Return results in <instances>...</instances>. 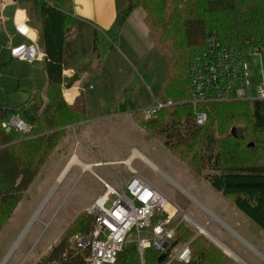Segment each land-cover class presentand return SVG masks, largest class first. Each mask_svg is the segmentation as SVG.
Wrapping results in <instances>:
<instances>
[{
	"label": "trees",
	"instance_id": "1",
	"mask_svg": "<svg viewBox=\"0 0 264 264\" xmlns=\"http://www.w3.org/2000/svg\"><path fill=\"white\" fill-rule=\"evenodd\" d=\"M32 2L33 19L27 23L36 29V43L44 54L34 62H40L45 71V101L37 92L26 100L39 112L33 119L21 115L25 102L18 109L0 104V230L66 126L84 119L82 112L63 99L62 70L78 55L105 58L121 41L130 13L141 7L153 49L167 68L154 100L173 102L154 119L142 120V126L159 135L163 144L192 168L206 171L203 177L210 186L222 196H230L233 205L264 232V101L189 102V66L202 49L205 35L214 32L223 46L243 50L264 40V0H125L124 9L117 12L105 32L87 28L43 0ZM127 101L124 97L120 106ZM199 113L205 115L202 124L196 123ZM11 114L30 123L31 132H5L1 122ZM93 222L90 213L78 214L36 264H85L86 252L81 253L72 238L89 234ZM187 241L189 262L169 264H233L208 239L179 222L172 244ZM160 256L146 249L145 264L164 262L166 258L160 261ZM114 264H139L136 245L123 244Z\"/></svg>",
	"mask_w": 264,
	"mask_h": 264
},
{
	"label": "rangeland",
	"instance_id": "2",
	"mask_svg": "<svg viewBox=\"0 0 264 264\" xmlns=\"http://www.w3.org/2000/svg\"><path fill=\"white\" fill-rule=\"evenodd\" d=\"M118 3L124 9L125 0H118ZM137 17L135 15L129 21L126 39L122 37L115 51L103 59L99 74L95 73L89 79L88 83H91L94 89L87 91V109L80 111L82 115L84 114V119L66 126L67 132L59 147L23 193L10 218L0 230V262L53 185L60 162L67 164L74 157L77 162L74 165L81 164L74 156L76 150L89 151L88 155L93 162L123 159L133 149L137 150L159 171L138 159L129 164L180 207L169 227L173 228L179 222H183L194 229L183 220V216L186 215L202 225L209 219L207 210L215 212L230 224L225 217L227 213L238 221L240 226L242 225V229L233 224L232 226L264 255V232L247 217L242 215L245 218L242 222L232 214L230 209L234 205L231 197H224L215 191L203 177L206 171L200 172L192 168L177 153L168 149L159 135L146 132L142 126L141 121L148 119L143 117L141 110L152 105L160 83L166 77L167 68L164 59L153 49L145 21L143 24ZM140 24L142 28L146 26L150 41L143 38L141 41L136 33L131 32ZM247 63L252 66L251 71L255 75L258 61L253 63L252 57ZM248 74L250 75L249 72ZM251 79L253 81L254 77ZM44 87L45 74L42 65L29 69L27 63L14 60L0 63V103L4 107L18 109L27 99L31 89L41 92ZM124 97L129 98V101L123 107L118 104ZM21 114L25 119H33L37 114L33 103L25 102ZM86 119L89 121L84 126ZM82 130L87 132L83 138L79 136ZM61 156L63 158L59 160ZM58 163V168L52 170L51 168ZM92 171L105 180L116 183L119 179L125 181L130 176L128 167L119 163L94 167ZM102 192V186L91 172L80 173L76 167L68 170L53 187V191H50V196L42 205L38 220L25 231L5 264H36L49 248L58 242L78 214L89 213V205ZM188 194L196 198L206 211H203ZM167 208L170 209L169 206ZM206 231L232 251L235 256L234 260L228 258L230 263L238 264L236 261L240 260L242 264H264L258 255L224 230L216 220H210Z\"/></svg>",
	"mask_w": 264,
	"mask_h": 264
},
{
	"label": "built area",
	"instance_id": "3",
	"mask_svg": "<svg viewBox=\"0 0 264 264\" xmlns=\"http://www.w3.org/2000/svg\"><path fill=\"white\" fill-rule=\"evenodd\" d=\"M10 54L28 63L41 60L44 56L36 41L11 47ZM263 54L264 40L243 50L236 46L225 47L216 33H207L202 49L189 66V102L264 101ZM252 57L253 63L258 61L255 75L251 71L252 66L247 63ZM172 105L170 99L164 102L153 100L152 105L141 110L142 115L145 119H151L160 109ZM204 121L205 115L197 114L196 123L202 124ZM1 128L5 132L15 130L20 134H29L32 130L31 124L19 114L9 115L1 122ZM136 151L133 149L131 153ZM127 167L130 177L120 183L118 188L96 176L103 186V192L88 208L94 218L92 230L87 235L75 234L72 238L75 247L81 253L86 252L85 264H114L123 244L130 242L136 245L139 264H145L144 254L148 248L161 255L165 254L166 259L160 264H169L171 261L188 263L190 242L172 244L178 224L169 227L180 207L132 165ZM202 210L206 211L203 207ZM211 219L209 216L200 225L186 215L183 216V220L194 228L196 235L212 241V236L206 231Z\"/></svg>",
	"mask_w": 264,
	"mask_h": 264
},
{
	"label": "crops",
	"instance_id": "4",
	"mask_svg": "<svg viewBox=\"0 0 264 264\" xmlns=\"http://www.w3.org/2000/svg\"><path fill=\"white\" fill-rule=\"evenodd\" d=\"M43 1L49 5H53V6L57 7L59 10H61L63 13L67 14L69 17L73 18L74 20H76L78 22H82L84 25H86L87 28L94 29V30H97L99 32H105L106 30H108L110 28V26L112 25V23L116 17L117 12L122 9L121 5H119V3H118V0H43ZM33 14H34V12H33V7H32V0H0V60H1L0 63L3 61H7V60H14V61H17L20 63H27L29 65V69H31V67H33V66L41 65L40 62L28 63L26 61L13 58L10 54V48L11 47H15V46L22 44V43L28 44L32 41L35 42L37 40L38 33H37L36 29L31 27L27 23L29 20L32 19ZM135 15L138 16L137 20L143 22V24H144V21H143L144 12H143L141 7H136L130 13V15L128 16V18L126 19V21L122 27L121 37H123V39H126V36L128 35V29H129L126 27L129 24V21ZM135 27L136 28H133V30L131 32L136 33L138 39H140L141 41L143 39L146 41H150L149 37L146 33V26H143V28H142V26L140 24L138 26L136 25ZM88 33L90 34V32H88ZM133 43H135V41H133ZM114 51H115V47L113 49H111L108 52V54L113 53ZM107 55H106V57H107ZM105 58H103V59H105ZM103 59L91 58V57H89V55H85V56L78 55L68 63L67 67H65L62 70L61 92H62V96H63L64 101L68 105L75 107L78 111H83V110L87 109V106H88V101L86 99L87 91L94 89V87L91 85V83H88V82H89V79L95 73L99 74L98 71L102 70V64L101 63H102ZM44 74H45V71H44ZM45 89H46V76H45V87H44L43 91L39 92V91H33L31 89V91L28 93L27 99L37 92L41 95V97L45 101ZM26 100L24 102H26ZM28 103H30V102H28ZM120 103L118 105H120ZM1 106H3V105L1 104ZM4 108L13 109V108H8V107H4ZM36 113L38 114L39 112H36ZM88 121L89 120L86 119L84 126L86 125V123H88ZM66 132H64V135ZM64 135L62 136L61 140L59 141L57 146L54 148L52 153L48 156V158L46 159L45 163L42 165L41 168H43V166L46 165V163L51 158V155L53 154V152L59 147L61 141L64 138ZM86 135H87V132H85L84 130H82L79 133V136L82 138L85 137ZM62 149H63V147L60 148L61 152L63 151ZM88 153H89V151H82V150L74 151V156L77 158V160H79L81 162V164H83L84 166L87 165L88 167H83V166L78 165V164L74 165V163L65 164V163L60 162V168L55 173L53 185L51 186V188H49L45 197L50 192V190L53 189V187L60 182L62 175L64 173H66L68 170L72 169L73 167L78 168L80 173L85 172V171L91 172V174L96 178V180L99 183H100V181L97 179V177L103 179L104 181H106L107 183H109L113 187H116V185H118V187H119L120 183L126 182L130 176L125 181H122L119 179L118 182L116 183V181L105 180L100 175L93 172L92 169L94 167H102L103 165L107 166V165H109V164L111 165L113 163H119V164H122L126 167L127 165L123 164L122 163L123 161H125V160L131 161L130 163L132 164L133 160L138 159L134 156L133 153H130L128 156L124 157L123 159H113V160H107V161L93 162L92 158L89 157ZM58 156H56V157L58 158ZM130 157L132 158V160ZM62 158H63V156H61L59 158V160H61ZM138 160H140V159H138ZM51 161H54V160H51ZM151 165L153 167H155L153 164H151ZM58 166H59V163L55 164V166L51 169L56 170V168H58ZM155 168H153V169L155 170ZM41 170L42 169H40L39 173L41 172ZM100 185L102 186L101 183H100ZM102 188H103V186H102ZM188 196L197 205L202 206V204L196 198H194L193 196H191L189 194H188ZM96 198H94L93 201ZM93 201H92V203H93ZM233 207L230 209L232 214L234 216L238 217L243 222L245 219V218H243V216H245V215L242 214L235 206H233ZM207 212H208L210 217H212L214 220H216L217 222L220 223V225L224 228V230H226L227 232H229L230 234L235 236L240 243H242L244 246H246L249 250L253 251V253L258 255V257L264 261V255L258 249H256L246 238H244V236L242 234H240L232 226V224H233V225L238 226L239 228L242 229V227H241L242 225L240 226L238 221H236L231 215L225 213V217L228 219L229 222H231L229 224L224 219L220 218L215 212L210 211V210H207ZM212 239H213L214 243H213V241H211L209 239H208V241H210L215 247H217V249H219L227 258H232L234 260L235 255L232 253V251L224 243L218 241L213 236H212Z\"/></svg>",
	"mask_w": 264,
	"mask_h": 264
},
{
	"label": "bare ground",
	"instance_id": "5",
	"mask_svg": "<svg viewBox=\"0 0 264 264\" xmlns=\"http://www.w3.org/2000/svg\"><path fill=\"white\" fill-rule=\"evenodd\" d=\"M133 154H134V156H135L136 158L140 159L142 162H144V163H146L147 165H150L151 167H153V166L151 165L152 163H150V162L148 161V159H146L141 153H138V152L136 151V152H133ZM135 157H134V158H135ZM130 158H131V157H130ZM131 160H132V158H131ZM77 161H78V160H77ZM75 162H76V159H75L74 157H72V158L69 160L68 163L71 164V163H75ZM129 162H131V161H126V160H125V161H123L122 163H124V164H129ZM76 163H77V162H76ZM80 165L83 166V167H88L87 165H85V166H84L83 164H80ZM153 168H155V167H153ZM155 170L159 171L157 168H155ZM50 191L52 192L53 189H51ZM48 194H49V196H50V192H49ZM41 208H42V207H41ZM40 210H41V209H40ZM40 210H37V209H36V210L34 211V213L32 214V216H31V218H30V220H29V221L31 222V224H33L35 221L38 220ZM29 221H28V222H29ZM31 224H30V225H31ZM26 226H27V224H26ZM29 227H30V226H29ZM29 227H28V228H29ZM25 228H26V227H25ZM25 228H24L23 230H25ZM22 232H23V231H22ZM22 232H21L20 235H19L20 238L18 237L19 239L17 238V240L13 243V245H12L13 249L16 248V246L18 245V244H17L18 241L21 239V237H22L23 234L25 233V232H24V233H22ZM12 247H11V248H12ZM10 250H11V249H10ZM10 250L7 252L6 255H8V254L10 255V254L12 253V252L9 253ZM228 252H229V251H228ZM6 255H5V256H6ZM9 255H8V257H9ZM5 256H4V257H5ZM2 260H3V259H2ZM239 261H240V260H239ZM0 263H1V262H0Z\"/></svg>",
	"mask_w": 264,
	"mask_h": 264
},
{
	"label": "water",
	"instance_id": "6",
	"mask_svg": "<svg viewBox=\"0 0 264 264\" xmlns=\"http://www.w3.org/2000/svg\"><path fill=\"white\" fill-rule=\"evenodd\" d=\"M48 197H49V194H47V196L42 200V202H41L40 205L38 206L37 210H40V209H41L42 205L44 204V202L46 201V199H47ZM30 224H31V222L29 221V222L27 223V226H25V227H26L25 230H23L22 233H24V232L28 229V227L30 226ZM19 238H20V237H19ZM19 238H18V239H19ZM18 242H19V241H18ZM12 251H13V247L11 248V250H10L9 253H11ZM8 255H9V254H8ZM8 255H6V256L3 258V260L1 261L0 264H5L6 260L8 259ZM164 258H165V254H164V255H161V256H160V261H162Z\"/></svg>",
	"mask_w": 264,
	"mask_h": 264
}]
</instances>
